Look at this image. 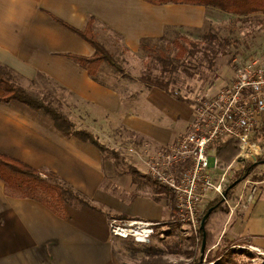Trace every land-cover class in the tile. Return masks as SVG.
<instances>
[{"label": "crops", "instance_id": "1", "mask_svg": "<svg viewBox=\"0 0 264 264\" xmlns=\"http://www.w3.org/2000/svg\"><path fill=\"white\" fill-rule=\"evenodd\" d=\"M217 11L237 17L205 6H158L142 0H0V66L12 71L16 85L42 101H52L76 129L91 131L109 150L118 151L108 140L117 142L114 125L122 121L129 129L150 135L156 144L150 146L154 154L188 132L194 105L159 88L138 86L116 70L100 68L97 77H91L68 55L92 57L94 47L55 18L80 31L91 22L96 38L108 49L109 43L134 45L164 38L168 30L200 28ZM256 41L257 58L264 63V31ZM43 93L49 94L44 98ZM140 98L152 106L148 114L131 110L128 99L137 103ZM153 108L160 115L153 117ZM164 117L169 123L162 121ZM107 152L90 142L66 138L48 116L17 101L0 102V154L57 174L97 208L68 205L69 217L62 219L35 199L7 195L0 179V264H119L116 255L123 240L112 237L111 219L172 220V196L166 189L158 193V186L132 180L120 192L106 186L121 183L111 173ZM145 156L141 152L132 157L138 171L149 177L142 161ZM261 182L255 203L244 202L232 217L229 212L221 239L232 246L246 242L264 253ZM167 228L173 233L179 225Z\"/></svg>", "mask_w": 264, "mask_h": 264}, {"label": "rangeland", "instance_id": "2", "mask_svg": "<svg viewBox=\"0 0 264 264\" xmlns=\"http://www.w3.org/2000/svg\"><path fill=\"white\" fill-rule=\"evenodd\" d=\"M262 31H264V16L261 14L241 18L217 11L210 14L209 19L200 28L187 27L168 30L164 38L144 39L134 45L109 43L107 44L108 50L115 57L120 69L116 70L106 63L102 65L101 69L104 71L116 70L118 75L125 76V79L131 80L138 86L143 84L139 81L142 75L151 76L161 82L168 83L174 90V95H172L174 98L177 99L179 96L195 101L213 95L219 89L227 86L234 76L236 61L257 58L256 40ZM182 38H188L196 44L185 43ZM109 41L112 42V40ZM129 75L130 77H127ZM43 94V97L46 98L49 93ZM58 95L56 93L53 96L54 100H57ZM32 96L41 100L38 95ZM128 100L132 103L131 110L139 115L148 114L152 109V106L142 101V98L136 99L137 103L131 99ZM43 102L48 104L49 101L44 100ZM143 103L145 104L141 105ZM49 105L53 106L54 103L50 101ZM154 115H160L155 108H153V117ZM169 120L164 117L162 121L169 123ZM114 128L116 131L114 133L115 141L117 140V142L113 143L112 140H108V142L118 150V155L114 156L107 152L106 158L109 157V162L112 164L111 173L114 174V177L119 178L121 183L118 184L117 180L114 183L107 182L106 186L115 192L125 190L123 188L129 185L130 180L141 186H157L134 166L135 161L132 156L137 154L130 151L133 149L138 153H150L151 147L156 146L154 140L149 139L150 135L146 133L122 125V121L114 125ZM162 150L159 147L157 153ZM235 160L231 164L233 166L229 172V178L230 176H239L238 172L246 165L243 163L242 166H239ZM212 164L213 159L211 158ZM106 170L109 172L107 168ZM263 175L264 166H258L235 188L230 198L235 200L243 192L247 180L261 182L255 181L254 178ZM249 189L250 187L247 185L246 196ZM173 230V233L166 239L156 237L149 245H138L128 240L120 241L119 252L116 255L119 264H142L144 260L150 262L155 258L161 259L166 264H214L207 260V256L201 261V253H199L200 258H194L192 254L196 251L198 241L196 240L193 245L189 239L192 237L186 234L185 229ZM245 243L239 242L228 250H223L222 253L226 255L229 264H254L256 255L248 249L240 248ZM224 246L226 245H221L214 251L215 253L212 252V257L217 256ZM198 250L200 252V249ZM229 250H231L229 252L231 255L228 254ZM154 255L156 256L150 257Z\"/></svg>", "mask_w": 264, "mask_h": 264}, {"label": "built area", "instance_id": "3", "mask_svg": "<svg viewBox=\"0 0 264 264\" xmlns=\"http://www.w3.org/2000/svg\"><path fill=\"white\" fill-rule=\"evenodd\" d=\"M263 124L264 63L258 58L236 61L234 76L227 86L213 95L195 100L188 132L162 151L146 152L142 158L149 178L172 196V220L111 219L109 230L112 237L149 245L156 237L166 239L171 233L167 226L175 224L185 229L190 237L198 239L206 205L216 197H222L233 166L226 169L220 166L214 144L219 140H238L240 153L235 163L242 166L243 163L257 162L264 153L261 145L253 140V135ZM130 151L139 154L133 149ZM247 185L250 189L246 196ZM261 185L262 182L247 180L235 201L231 198L225 200L231 217L244 202L252 205L258 200ZM240 248L256 255L254 264H264V253L248 243Z\"/></svg>", "mask_w": 264, "mask_h": 264}, {"label": "trees", "instance_id": "4", "mask_svg": "<svg viewBox=\"0 0 264 264\" xmlns=\"http://www.w3.org/2000/svg\"><path fill=\"white\" fill-rule=\"evenodd\" d=\"M144 2L153 5H166V4H184L194 6H205L209 8L218 9L224 13L233 14L239 17H249L252 15L261 14L264 16V0H142ZM55 20L62 24L67 29L78 34L86 42H88L95 49V54L92 57H83L68 55L71 59L75 60L81 67L86 69L89 75L93 78L97 77V73L103 64H108L115 68L120 69V66L116 62L115 57L108 51V49L98 41L96 35L93 32V25L90 22L84 31L77 30L67 24L66 22L55 18ZM185 43L195 45L193 41L188 38H182ZM14 76L12 71L0 66V88L3 91V95L0 97L1 103H10L17 101L29 109L39 112L45 116H48L54 124L55 129L60 132L66 138L75 137L83 142H90L94 144L100 151L109 152L115 156L118 152L109 150L105 145L101 144L94 134L89 130H78L75 124L66 116L63 112L57 108L38 100L32 96L24 88L14 83ZM139 81L145 84L147 87L159 88L170 95H174V90L170 88L168 83L161 82L151 76L142 75ZM180 102H188L192 105L195 101L186 99L183 97H177ZM253 140L260 143L264 153V124L259 127L253 135ZM216 155L219 159V164L222 168L229 167L232 162L238 157L240 153V142L235 139L219 140L213 146ZM258 166H264V154L257 162L246 163L244 168L240 170L239 176H230L229 187L235 181L243 179L252 173ZM41 174H45L46 178H43ZM149 178V177H148ZM0 179L5 183L6 194L12 197L20 198H31L39 201L56 215L62 219H68L69 213L67 210L68 205L74 206H88L95 210L96 207L92 206L82 194L74 190L67 182L60 178L53 172H42L37 170L28 164L16 160L12 157L0 154ZM255 181L264 180V175L254 178ZM150 182H154L158 189L156 191L161 193L165 191V188L161 186L157 181L149 178ZM236 188V187H235ZM232 189L228 193V198L233 195ZM159 200V198H158ZM213 208L210 213L204 231L200 230L198 239L189 238L192 244H196V251L192 255L195 259L200 258L202 242L204 239V232L206 233V247L205 256L207 260L214 264H229L226 260V255H223V250H228L232 246V242L221 239L223 234L224 225L227 220L229 210L225 202H222V197L218 196L211 201L206 210L205 214ZM204 214V215H205ZM170 236V235H169ZM222 250L217 256L212 257L213 248L218 245L219 240ZM232 250V249H231ZM231 250L228 251V254ZM152 251L150 252V254ZM150 256V257H155ZM158 259V260H155ZM152 261L144 260L142 264H166L159 258H155Z\"/></svg>", "mask_w": 264, "mask_h": 264}, {"label": "water", "instance_id": "5", "mask_svg": "<svg viewBox=\"0 0 264 264\" xmlns=\"http://www.w3.org/2000/svg\"><path fill=\"white\" fill-rule=\"evenodd\" d=\"M245 179V177L243 179H239L237 181H235L233 184H231L229 187L226 188L225 192L223 193L222 195V202H225V200L228 198V193L230 190L234 189L235 187H237L243 180ZM213 208H211L203 217L202 219V222H201V227L200 229L202 231H204L205 229V224H206V221L210 215V213L212 212ZM205 247H206V233L204 232V239H203V242H202V246H201V261L204 260V257H205Z\"/></svg>", "mask_w": 264, "mask_h": 264}]
</instances>
